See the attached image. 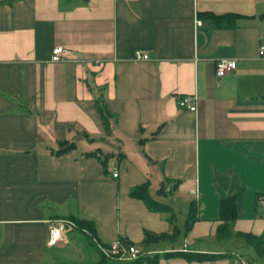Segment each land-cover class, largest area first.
<instances>
[{"label": "crops", "instance_id": "0c3cea01", "mask_svg": "<svg viewBox=\"0 0 264 264\" xmlns=\"http://www.w3.org/2000/svg\"><path fill=\"white\" fill-rule=\"evenodd\" d=\"M261 44L264 0H0V264L96 261L76 228L46 243V219L67 215L91 219L104 243L231 254L158 264H264L239 233L264 244ZM136 48L149 57L134 59ZM223 56L236 67L217 76ZM181 94L197 96L196 110L177 105ZM60 140L74 145L57 153ZM144 182L170 210L129 193ZM228 195L237 217L218 239ZM145 231L167 236L145 244Z\"/></svg>", "mask_w": 264, "mask_h": 264}, {"label": "trees", "instance_id": "16d2710c", "mask_svg": "<svg viewBox=\"0 0 264 264\" xmlns=\"http://www.w3.org/2000/svg\"><path fill=\"white\" fill-rule=\"evenodd\" d=\"M202 14L209 15L211 17H220L221 15L218 14H213V13H208V12H202ZM234 15V14H232ZM96 106L98 113L101 117V120L108 131L109 129V124H110V111L107 107V105L102 102L101 100H96ZM59 146L56 149L57 153L60 152H65L68 151L71 147H73L74 143L72 141H67V140H60L58 142ZM98 149L95 150H88L86 152L91 153L92 155H95L97 153ZM101 162L105 165V158L101 159ZM163 190V184L160 185L158 188V192ZM129 193L132 196L141 198L146 205L153 210H170L171 207L170 205L161 202L160 200L154 198L148 189V182H144L139 185L133 186ZM220 219L221 222L217 225L216 227V237L218 239H222L224 237H227L230 234L232 222L234 219L237 217V207H236V195H228L220 200ZM195 212H196V207H195V202L194 200H191L189 202V208L187 211V216H186V221H185V228L188 230L190 226L192 225L194 219H195ZM173 215V214H171ZM170 215V219H171ZM65 217H68L72 220L75 221L76 224V229L84 232L87 236L88 233L84 229H87L89 232L92 233L93 236L97 237L95 234V226L94 223L91 219H86V218H77L74 215H67ZM246 241L253 247L254 251L258 255H262L264 253V244H263V237L262 235H257L252 232H239ZM167 234L165 233H160V234H153L151 232L145 231V239L144 243L148 244L151 242H155L161 237H166ZM175 237V236H174ZM100 240V239H99ZM102 244L108 246L109 243H104L102 240H100ZM123 244H129L130 241L125 240V239H120ZM131 244V243H130ZM145 250V247H141ZM151 251L150 253L142 254L139 255L135 258L132 259H111L103 254L97 259L96 261L92 262L91 264H158L159 257L162 255H167L171 256L174 254H180L182 256H185L186 258H206V257H214L217 255H231L230 252L225 251L222 253H215V252H208V251H198V250H184V249H174V250H164V249H159V250H149ZM252 264V263H250Z\"/></svg>", "mask_w": 264, "mask_h": 264}, {"label": "built area", "instance_id": "2783aa9c", "mask_svg": "<svg viewBox=\"0 0 264 264\" xmlns=\"http://www.w3.org/2000/svg\"><path fill=\"white\" fill-rule=\"evenodd\" d=\"M196 23H200L199 19H195ZM65 51V48L62 46H55L52 50V60H60L62 59V55ZM260 55L264 56V44L259 46ZM132 57L134 59H146L149 57V54L146 50L141 48H136L133 51ZM236 67V58L234 57H219L215 60V73L217 76H222L227 72L232 71ZM177 105L181 108H187L192 111L197 108V96L195 94H181L177 97ZM113 175H117V171H113ZM47 224V240L46 243L48 245L56 244L60 239H62L63 231L67 228L72 227L75 228V221L68 217H48L46 219ZM86 231V229H84ZM92 241L94 244L105 253H113L117 254L119 258L124 259H132L139 255L150 253L151 251L145 250L134 244H123L121 241H113L110 242L108 246L102 244V242L95 236H93ZM109 250H108V249ZM103 252V253H104ZM235 264H249L247 261L242 259L240 256H236L234 259Z\"/></svg>", "mask_w": 264, "mask_h": 264}, {"label": "rangeland", "instance_id": "374dc122", "mask_svg": "<svg viewBox=\"0 0 264 264\" xmlns=\"http://www.w3.org/2000/svg\"><path fill=\"white\" fill-rule=\"evenodd\" d=\"M86 233H88L87 234V238H88V240H89V242H90V244L94 247V248H96L97 249V251H98V253L100 252V256H101V254H103L104 256H106V257H108V258H111V259H121V258H119L118 257V255L117 254H113V253H111V252H109L108 254L107 253H105L104 251V253L94 244V242L92 241V239H93V237H92V233L91 232H89L87 229H86ZM85 236H86V234H85ZM108 249V248H107ZM109 250V249H108ZM99 256V257H100ZM99 259V258H98ZM124 259V258H123Z\"/></svg>", "mask_w": 264, "mask_h": 264}]
</instances>
